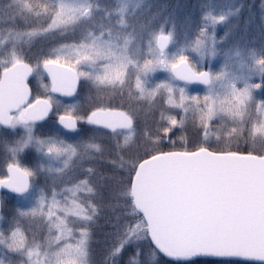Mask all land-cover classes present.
<instances>
[{"label":"rangeland","instance_id":"374dc122","mask_svg":"<svg viewBox=\"0 0 264 264\" xmlns=\"http://www.w3.org/2000/svg\"><path fill=\"white\" fill-rule=\"evenodd\" d=\"M65 5L90 9L89 16L54 28L38 39L29 38V33L49 28ZM160 36L171 38L163 55L157 49ZM94 43L103 48L102 58L86 60L77 55ZM57 46H64L65 58L82 74L74 98L53 96L43 71L45 59L57 58L51 51ZM117 58L124 66L109 77L114 82L106 79L101 83L97 77H105L108 66ZM16 60L30 64L34 70L31 103L45 99L53 106L50 120L36 127V135L57 134L72 142L93 140L102 151L90 152L92 158L85 156L83 164L77 159L73 168L62 174L37 171L27 195H3L4 215L31 212L38 207L42 190L51 196L54 189L60 193L59 199L66 201L69 193L63 189L87 178L89 183L76 197L84 215L69 218L76 238L61 240L56 247L76 244L87 232L83 264H173L163 257L157 262L151 258L146 225L132 204L133 177L141 162L158 154L203 149H214L213 153L237 151L245 141L252 142V129L264 120V63H260L264 61V0H0V75ZM181 60L196 73L208 72L210 87L173 79L170 69ZM246 87L251 98L242 122L218 114L205 127L200 111L214 103L218 109L221 102H234V89L242 91ZM73 104L77 105V114L84 117L92 110H123L133 127L111 134L87 129V123L81 122L80 131L69 135L55 120ZM173 118L177 125L171 123ZM10 134L6 149L2 148L5 152L0 153V178L5 177L10 148L25 135L20 128ZM256 144L264 145V139L258 137ZM22 163L63 168L62 163L45 160L32 150L22 157ZM85 168L93 172L89 174ZM24 225L30 229V236L35 233L39 240H45L43 217L27 219ZM8 228L7 222L0 221V229ZM125 241L121 254L113 255ZM21 260L0 248L3 264H20ZM181 264L193 263L188 259Z\"/></svg>","mask_w":264,"mask_h":264},{"label":"snow or ice","instance_id":"6c2138e0","mask_svg":"<svg viewBox=\"0 0 264 264\" xmlns=\"http://www.w3.org/2000/svg\"><path fill=\"white\" fill-rule=\"evenodd\" d=\"M89 13L90 9L87 8L61 6L56 13V20L53 24L42 32L34 31L29 33V38L38 39L54 28L76 23L81 16L87 17ZM51 51L57 58L45 59L43 68L52 79V91L66 97H72L76 94L79 75L82 74H78L75 64L69 63L65 58L64 46L54 47ZM77 55L82 56L86 60H95L104 56V50L100 45L94 43L92 46L78 51ZM79 63L80 61L77 60L76 64ZM183 63L185 61L181 60V64ZM260 63H264V61ZM15 65L24 67L29 74L33 70L19 60L15 61ZM123 66V61L117 58L116 63L108 66L105 77H97V79L101 83L106 79L109 83H112L114 81L109 77L112 73L119 72ZM12 71L14 72L15 69H12ZM66 73L69 75H66ZM26 79L27 76L23 78L25 82ZM197 79L206 85L210 84L207 73H204L202 77H197ZM250 98L251 91L248 87L242 91L234 89V102L228 104L221 102L218 109L214 103L208 106L207 110L200 111L199 118L205 127L210 126V121L217 118L218 114L226 115L234 122H242ZM170 103L174 104L175 101H170ZM181 106H183V101ZM14 107L18 108L19 104L17 103ZM12 110L11 108L8 110L0 108V126L7 127L13 131L20 128L25 135L15 141V146L10 148L11 159L5 164L6 176L0 178V190H7L14 195L23 197L32 190L33 180L37 171L62 174L72 169L74 161H77V159L83 164L85 156H88L90 152L102 151L101 145L93 140L72 142L57 134L48 136L36 135V125L52 115L51 100H38L30 108L21 111L15 117L10 115ZM184 110L185 112L188 111L187 108ZM108 115L102 109H98L92 110L87 117H84L77 114V105L73 104L68 105L63 114H57L55 122L66 132L76 133L80 131L81 122H86L93 126L111 127L103 119V117ZM171 123L177 125L178 122L173 118ZM180 123L182 126V122ZM258 137L264 139V120L259 121L252 129L251 143L245 141V146L242 149L238 148L235 152L229 150L216 153L215 155L235 158L237 166L253 178V183L245 189L246 199L254 208L259 218L262 232H264V145L257 146L256 140ZM28 150H32L45 160L62 163L63 168L53 169L51 166L46 168L42 163L35 167L26 166L22 163V157ZM88 158L92 157L88 156ZM83 170L89 174L93 172L92 168ZM88 183L89 180L86 178L71 187H65L63 191L69 193L66 201H61L59 199L60 193L55 192L54 189L51 196L48 192L42 190L37 208L31 212L21 211L16 213L14 211L11 217L4 215L5 201L0 199V221H5L9 224L8 229H0V248L4 249L6 253L22 257L20 264H83V258L87 256L84 247L87 243V232L82 233L83 238H78L76 244H68L62 248H57L56 245L61 240L72 241L76 238L74 237L75 230L69 223V218L84 215L82 205L76 197ZM88 191H91V189L89 188ZM233 211L234 205L226 201L207 204L190 203L183 209L177 222L176 236L170 235L166 228H158V230L153 232L150 249L152 260L157 262L161 260V257H166L168 260L176 262V264H181L182 261L192 258L189 253L194 248L215 246L218 243L215 233ZM36 217H43L45 220L47 235L44 241L39 240L35 233L30 236V229L25 228L24 221ZM87 218L91 219L90 217ZM126 244L127 241L116 248L113 255L121 254V250ZM138 254L139 252H137ZM261 259H264V257ZM0 264H3V262L0 261Z\"/></svg>","mask_w":264,"mask_h":264},{"label":"water","instance_id":"95a60500","mask_svg":"<svg viewBox=\"0 0 264 264\" xmlns=\"http://www.w3.org/2000/svg\"><path fill=\"white\" fill-rule=\"evenodd\" d=\"M170 43V37H158L157 49L161 55L169 49ZM22 63L31 67L27 63ZM12 69L15 71L13 72ZM43 71L49 80L52 95L64 99L74 98L77 95L80 80H78L76 94L66 97L52 91V79L44 68ZM33 73V70L29 74L24 67L16 65L2 73L0 108L13 109L10 112L11 116L21 109L30 108L38 101L29 105L32 97L29 82ZM204 73L209 76V85L197 79ZM170 74L177 82L186 85L205 88L211 85L208 72L196 73L187 62L172 67ZM66 75L69 74L66 73ZM25 76H27L26 82L23 80ZM17 103L19 104L18 108L14 107ZM103 111L109 114L103 119L111 127L91 126L108 132L132 129V121L125 111L111 109ZM48 119L38 124H42ZM215 154L203 149L191 153H162L144 160L137 167L131 184L133 206L137 213L143 217L152 245L153 232L158 228H166L170 235H177V222L183 209L190 203L231 202L234 205V211L215 233L218 243L215 246L194 248L189 253L191 259L202 258L264 264V259H261L264 257V232H262L259 218L245 194V189L253 183V178L237 166L235 158L219 157ZM2 194L14 195L10 191L0 190V199Z\"/></svg>","mask_w":264,"mask_h":264},{"label":"flooded vegetation","instance_id":"af4514ba","mask_svg":"<svg viewBox=\"0 0 264 264\" xmlns=\"http://www.w3.org/2000/svg\"><path fill=\"white\" fill-rule=\"evenodd\" d=\"M1 75H2V73H1ZM1 75H0V80H1ZM25 110V108L24 109H22V110H20V111H18L17 113H15L14 115H13V117H15V116H17L21 111H24ZM50 120V119H49ZM48 120V121H49ZM48 121H46V122H44V123H42V124H37L36 125V127H40V126H43L45 123H47ZM58 124V123H57ZM59 126V125H58ZM60 127V126H59ZM61 128V127H60ZM80 128H81V125H80ZM62 129V128H61ZM87 129H92V130H94V131H100V132H105V133H111V134H113V133H116V132H122V131H116V132H108V131H105V130H103V129H99V128H96V127H93V126H91V125H89L88 123H87ZM63 130V132H66L64 129H62ZM12 130L11 129H5V128H3L2 126H0V153H2V152H5V150H3L2 148H4L5 147V149H6V146H5V144L9 141L8 139L10 138V132H11ZM79 132V131H78ZM78 132H76V133H74V134H77ZM66 133H68L69 135H74V134H71V133H69V132H66ZM9 137V138H8ZM5 176H6V174H5ZM3 195H5V194H2L1 195V199H2V197H3ZM6 195H11V194H6Z\"/></svg>","mask_w":264,"mask_h":264},{"label":"trees","instance_id":"16d2710c","mask_svg":"<svg viewBox=\"0 0 264 264\" xmlns=\"http://www.w3.org/2000/svg\"><path fill=\"white\" fill-rule=\"evenodd\" d=\"M210 151H215L214 149H211ZM232 152H235V151H232ZM142 218V217H141ZM166 260V259H165ZM191 260V263H195V264H215V263H218L220 261L218 260H212V259H190ZM167 262L169 263H173V264H176V262L174 261H170V260H166ZM236 263V262H235ZM238 264H242L241 262H237Z\"/></svg>","mask_w":264,"mask_h":264}]
</instances>
